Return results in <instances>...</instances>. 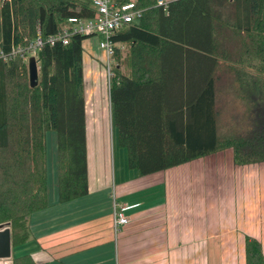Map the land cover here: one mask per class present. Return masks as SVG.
<instances>
[{
  "label": "trees",
  "instance_id": "1",
  "mask_svg": "<svg viewBox=\"0 0 264 264\" xmlns=\"http://www.w3.org/2000/svg\"><path fill=\"white\" fill-rule=\"evenodd\" d=\"M114 1L145 9L112 36L110 101L129 166L144 175L224 149L237 164L264 162V0H171L167 11L158 0ZM95 13L93 0H0V224L14 246L49 205L48 131L60 200L89 193L83 42L93 35L45 43L35 87L29 60L9 53ZM13 263L37 264L29 254ZM246 264H264L256 237L246 238Z\"/></svg>",
  "mask_w": 264,
  "mask_h": 264
},
{
  "label": "crops",
  "instance_id": "2",
  "mask_svg": "<svg viewBox=\"0 0 264 264\" xmlns=\"http://www.w3.org/2000/svg\"><path fill=\"white\" fill-rule=\"evenodd\" d=\"M88 41L83 60L89 193L62 202L57 154L51 164L47 160L49 205L31 215V236L12 242L9 261L29 254L37 264H246L247 236L259 239L264 252V162L237 164L233 150L224 149L140 175L118 141L123 150L117 163L108 134L110 86L103 104V73L87 61ZM125 207L129 222L116 230L114 212Z\"/></svg>",
  "mask_w": 264,
  "mask_h": 264
},
{
  "label": "built area",
  "instance_id": "3",
  "mask_svg": "<svg viewBox=\"0 0 264 264\" xmlns=\"http://www.w3.org/2000/svg\"><path fill=\"white\" fill-rule=\"evenodd\" d=\"M169 0H158L157 5L162 6L165 11L169 9ZM93 5L96 8V13L93 18L81 19L71 17L68 20L66 28L58 34L49 36L46 40L37 38L32 42L20 44L13 47L9 53L11 56L20 55L25 61L30 60L33 56L35 58L38 51L44 46L45 43L54 44L62 41L64 44L69 43L70 36L75 33L83 35L101 34L104 39L100 41V48L105 51L107 56V71L108 77L112 75L115 58L116 43L112 40L113 34L121 29L124 25L138 20L143 16L145 9L138 8L135 1H129L123 4H117L114 0H93ZM122 211L114 212V226L116 230L128 223V217ZM0 261L5 264H12L8 258H0Z\"/></svg>",
  "mask_w": 264,
  "mask_h": 264
},
{
  "label": "rangeland",
  "instance_id": "4",
  "mask_svg": "<svg viewBox=\"0 0 264 264\" xmlns=\"http://www.w3.org/2000/svg\"><path fill=\"white\" fill-rule=\"evenodd\" d=\"M171 1V0H169ZM104 38L101 34H96L93 36H90L86 39V41H88L91 46L88 47V54L87 56V61L89 63V61L92 59L94 60L95 64H96V68L100 69L103 73V78L104 81L100 84H98V87H103L104 93H105V98H103V100L101 99V103L108 102L109 99V95H108V83L110 84L109 81V75H108V71H107V56L105 54V51L103 49L100 48V41H102ZM84 60H85V56H83ZM117 61V60H116ZM91 67V66H90ZM89 70V69H88ZM87 70V71H88ZM87 82H88V78H87ZM108 134L110 135V145L113 146V149L115 148V157H116V162H119L120 159V154L119 151L123 150V149H119L120 146L118 145V135H117V130L115 128L114 123L111 124V119L109 121V128H108ZM46 142H47V160L48 163H52L53 158L55 157L54 155L57 154L56 151V146H54V144L56 145V133L54 131H48L47 132V136H46ZM125 152L123 153L124 155V159L125 162L127 160V152L126 149H124ZM121 152V151H120ZM123 152V151H122ZM122 161H123V157H122Z\"/></svg>",
  "mask_w": 264,
  "mask_h": 264
},
{
  "label": "water",
  "instance_id": "5",
  "mask_svg": "<svg viewBox=\"0 0 264 264\" xmlns=\"http://www.w3.org/2000/svg\"><path fill=\"white\" fill-rule=\"evenodd\" d=\"M30 84L35 87L38 84V64L35 57L29 60ZM12 256V237L9 223L0 224V258H11Z\"/></svg>",
  "mask_w": 264,
  "mask_h": 264
}]
</instances>
